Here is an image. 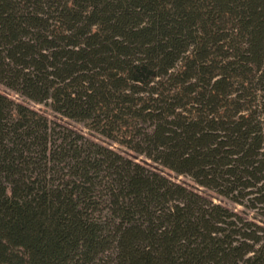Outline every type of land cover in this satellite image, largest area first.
I'll return each mask as SVG.
<instances>
[{"label":"trees","instance_id":"trees-1","mask_svg":"<svg viewBox=\"0 0 264 264\" xmlns=\"http://www.w3.org/2000/svg\"><path fill=\"white\" fill-rule=\"evenodd\" d=\"M0 86L264 222V0H0ZM0 264H264V227L0 92Z\"/></svg>","mask_w":264,"mask_h":264},{"label":"rangeland","instance_id":"rangeland-1","mask_svg":"<svg viewBox=\"0 0 264 264\" xmlns=\"http://www.w3.org/2000/svg\"><path fill=\"white\" fill-rule=\"evenodd\" d=\"M0 92L3 93L4 95H6L7 97L13 99V100H16L18 102H23L26 106L30 107L31 109H34L37 112H39L40 114L45 115L48 119L56 121L59 124L64 125L70 129H73L74 131L83 134L88 139H91L97 143H100L104 146H108V147H110L116 151L121 152L122 154L133 159L134 161H138V162L146 165L147 167L152 168L153 170L161 173L162 175L166 176L170 180H172L176 183L183 184V185L187 186L188 188L199 192L200 194L211 199L213 203L220 204V205H222V206H224V207H226V208H228V209H230L236 213H239L242 217H247V219L255 220L259 225L264 227V222H261L260 220H258V217L255 216L254 211H250V210L244 208L243 206H241L239 204H234L229 199L224 198V197L216 194L215 192H212L211 190L198 187L189 177L177 176L174 173L170 172L169 170L161 167L160 165L153 163L150 160L145 159L142 156H137L134 152H131V151L125 149L123 146L119 145L118 143L113 142L109 139H106L105 137H103L97 133H94L93 131H91L88 128V126L85 123H78V122L71 121L67 118L61 117L60 115L52 112L49 109V107H47L43 104H35L32 102H28V101H21L17 98L16 95H14L9 90L3 88L2 86H0Z\"/></svg>","mask_w":264,"mask_h":264}]
</instances>
